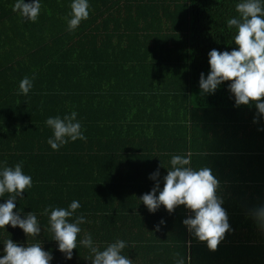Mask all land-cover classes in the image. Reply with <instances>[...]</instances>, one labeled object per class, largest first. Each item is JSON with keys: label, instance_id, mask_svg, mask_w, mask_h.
<instances>
[{"label": "trees", "instance_id": "1", "mask_svg": "<svg viewBox=\"0 0 264 264\" xmlns=\"http://www.w3.org/2000/svg\"><path fill=\"white\" fill-rule=\"evenodd\" d=\"M15 2L0 0V171L22 161L32 177L14 211L38 214L43 231L26 242L58 245L47 231L50 213H41L75 200L74 216L87 221L81 233L93 232L102 245L122 237L143 259L146 248L156 254V247H137L139 238H130L132 190L111 198L108 183H163L174 155L190 158L193 169L210 167L223 181L264 183V115L255 103L237 107L229 83L214 95L202 94L199 83L210 72L211 50L237 47L227 21L238 16L241 0H88L89 18L75 31L68 29L73 0H40L35 23L12 11ZM26 76L33 84L28 95L19 88ZM72 112L86 139L53 150L46 121ZM157 170L158 180L151 179ZM232 200L241 212L244 201ZM249 200L251 207L258 202ZM188 239L164 240L181 250L175 264L192 262ZM55 252L51 264H67L55 261ZM76 252L81 259L80 246Z\"/></svg>", "mask_w": 264, "mask_h": 264}, {"label": "clouds", "instance_id": "2", "mask_svg": "<svg viewBox=\"0 0 264 264\" xmlns=\"http://www.w3.org/2000/svg\"><path fill=\"white\" fill-rule=\"evenodd\" d=\"M89 7L88 0H73L71 18L68 20L69 31H75L82 21L89 18ZM40 10V0H33L31 3L16 0L12 6L13 12L33 23L37 21ZM236 12L238 16L230 18L227 27L236 30L232 39L237 47L230 52L216 49L209 52L210 72L207 78L201 73L200 88L202 94L214 95L219 86L229 83V91L234 95L237 107L255 103L258 116L264 115V0H241L236 5ZM32 87V81L26 76L20 82V93L28 95ZM76 117L77 113L72 112L63 118L57 116L47 119V125L53 130V138L48 140L53 150L58 151L69 140L75 142L86 139L81 132V124L75 122ZM254 122H258V118ZM170 163L171 169L164 177L163 190L157 182L150 193L140 198L142 204L151 213L163 206L170 214L177 207L184 206L194 214L183 221L189 233L198 241L206 242L209 250L216 251L226 233L231 230L228 214L222 206L223 200L218 195L220 181L210 167L193 169L190 158L174 155ZM159 175L157 170L151 179L158 180ZM32 183V177L23 172L22 161L14 168L5 166L0 171V198L8 194L6 203L0 204V229H6L9 225L12 228L19 227L27 238H36L41 234L42 228L35 213L30 212L21 218L14 211L17 198L23 199V193L32 187ZM79 208L80 203L74 200L67 209L45 208L41 213H50L47 231L52 234V240L68 260L73 258V252L78 248L80 225L87 222L82 215L74 216ZM252 215L257 224L264 228V207L255 209ZM156 230H160L159 226ZM79 244L88 249L87 259L91 264H133L132 259L122 255L126 247L122 240L99 250L91 235L85 234ZM4 245L0 264H51L53 259L52 254L45 251L39 242L21 246L8 239ZM176 256L179 257L180 253H176ZM177 264H185V260L178 259Z\"/></svg>", "mask_w": 264, "mask_h": 264}, {"label": "crops", "instance_id": "3", "mask_svg": "<svg viewBox=\"0 0 264 264\" xmlns=\"http://www.w3.org/2000/svg\"><path fill=\"white\" fill-rule=\"evenodd\" d=\"M122 172L129 173L131 175L130 169L128 168L124 167ZM212 172L220 181L218 195L223 200L222 206L228 214L231 229L228 233H226L225 239L219 244L218 249L214 252L208 249L206 242L198 241L194 235L189 233L187 227L184 225L183 221L192 216V212L190 210H187L184 206H179L175 209L174 213L170 214L163 206H161L155 213H151L147 207L142 204L140 198L144 194L150 193L156 186V183H108L111 198L119 195L127 188L132 190V192L129 191V198L130 201L136 204V209L135 211L132 209L128 218L130 226V238L133 236L139 238V242H135L137 243V247L143 243L145 247L151 246L157 248L156 254L152 252V248L151 251L146 248L148 251V257L146 259L143 256V259L142 257H136V244L127 240L128 242H131V245L128 249V242H125L126 247L122 251V255L132 259L133 264H163V261L166 259L163 258V256L168 255L174 260L170 259L171 261H166V264H175V259L179 258L176 256V253L181 254V250H178V246L175 247L171 245L170 247L166 245L164 240L168 239L170 242L177 240L178 242H181L182 239L186 238L187 235L188 237L192 235L193 241L188 239V241L185 243V245L188 247L193 245L195 250L192 262L191 259L188 258L190 264H264V228H261L257 224L252 215L255 209L264 207V183H260L256 186H254V183H243L241 181L230 183V180L223 181L218 176V174L215 173V171ZM232 178L234 179L235 177ZM232 187H234L236 190H232ZM248 187L252 188L248 190ZM160 188L163 190V183H160ZM242 196L245 197V201L249 202H251L249 198L251 196H255L258 198V202L256 205L252 203L253 207L248 206V202H245L243 199L244 197L242 198ZM233 197L237 198L238 200L242 199L244 201V203L240 204L242 205L241 212H236L233 210L234 204H229L232 203ZM237 203H239V201ZM28 213H20L19 215L21 218H24ZM36 216L38 223L42 228V223L38 217V214H36ZM89 217L93 226L94 217ZM111 217L118 221L115 215ZM161 221L164 223H161ZM98 225L100 226L101 223ZM157 226L160 228L159 231L156 230ZM118 227H120V225H118ZM118 227H115L113 231L115 233L121 234L123 232V228ZM1 231L2 232H0V236L2 237V241H0V258H2L4 255V242L8 239H12L13 242L18 243L21 246H27L28 243H33L26 242L27 240L31 241L30 237L27 238L23 230L19 227H10L9 229L5 230V232H3V229ZM97 232H100V234H105L102 228H97ZM85 234H87V230H84L79 234V236L81 235L83 239ZM92 234L94 235V233L91 232L90 234L94 245L98 247L99 250H104L107 245L100 244L98 240L93 238ZM38 237H40V235ZM117 240L123 241L124 238L118 237L112 241V243ZM78 246H80L79 253L81 254L82 260L76 257V253H78L76 252L77 249H75L73 252V258L68 260L64 254H60L61 252L57 248L58 245H43V248L48 252L56 251L55 261L58 263L91 264V261L87 259L89 256L88 249L84 248L79 243ZM128 250L130 251V255L127 252ZM73 261H75V263H73Z\"/></svg>", "mask_w": 264, "mask_h": 264}]
</instances>
